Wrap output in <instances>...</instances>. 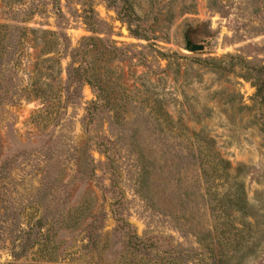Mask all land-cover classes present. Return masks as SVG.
<instances>
[{"label": "rangeland", "instance_id": "obj_1", "mask_svg": "<svg viewBox=\"0 0 264 264\" xmlns=\"http://www.w3.org/2000/svg\"><path fill=\"white\" fill-rule=\"evenodd\" d=\"M98 143L122 215L158 239L149 256L114 233ZM13 155L0 264H264V0H0V159ZM235 183L256 217L227 201Z\"/></svg>", "mask_w": 264, "mask_h": 264}, {"label": "trees", "instance_id": "obj_2", "mask_svg": "<svg viewBox=\"0 0 264 264\" xmlns=\"http://www.w3.org/2000/svg\"><path fill=\"white\" fill-rule=\"evenodd\" d=\"M172 55H176L173 53ZM166 58H169L170 55H163ZM261 88L257 89V95L260 94ZM99 107H97V104L95 102H92L89 107L86 108V118H88V122L93 120V112H95ZM98 149L104 154L106 159V166L111 174L110 179V188L108 189V192L112 193L116 197H114V200L110 204V213L114 217V220L116 222V226L114 228V233L121 238V243L124 245V248L127 251H130L133 255H140L141 257L149 256L152 251L155 249H158V239L156 237H139L136 234V231L132 226L128 223V221L124 218L121 211L122 210V197L121 194L117 190L116 186V171L114 168V159L111 157L108 153V149L104 147L103 144L98 143L96 144ZM102 147V149H101ZM18 155L13 156H4L0 159V178H6L9 176L11 171L17 166L16 160ZM221 169L224 170L228 167V163L226 161H220ZM94 166L89 163L87 173L86 174H78L79 178H91L94 176ZM52 172L50 168L46 170L45 176L43 178L42 187L38 191L37 195V201L39 205L45 206V199L48 197L51 193V189L53 187V184L55 183V179H53ZM236 189L233 194H228L227 201L235 205L237 207V210L242 211L246 215H250L252 217H256L257 213L254 211L253 208H250L247 206L244 198V192L242 190V184L235 183ZM70 215V214H68ZM63 219V218H62ZM61 219V220H62ZM58 219H53V221H57ZM101 221V213L99 212L97 215H94L91 218L90 223L86 227V243L83 246V248L87 251L95 250L97 248V242L99 239V229L101 227L100 225ZM44 223L43 218H40L36 221V225L34 228H30L29 232H26L25 235H21V238L25 236V239L20 241L18 248L19 251H15V249H12L11 251V257L13 259H18L27 251V248L31 245L29 242L30 237L33 236L36 240L39 239L40 236L37 234L39 229H41L42 225ZM35 229V230H34ZM35 231V232H34ZM34 232V234H33ZM167 253V252H166Z\"/></svg>", "mask_w": 264, "mask_h": 264}, {"label": "water", "instance_id": "obj_3", "mask_svg": "<svg viewBox=\"0 0 264 264\" xmlns=\"http://www.w3.org/2000/svg\"><path fill=\"white\" fill-rule=\"evenodd\" d=\"M186 49H189L192 52L202 51L203 45L201 44H191L190 42L186 43Z\"/></svg>", "mask_w": 264, "mask_h": 264}]
</instances>
